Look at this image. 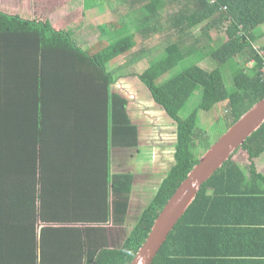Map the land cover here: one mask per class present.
I'll use <instances>...</instances> for the list:
<instances>
[{"label":"trees","instance_id":"16d2710c","mask_svg":"<svg viewBox=\"0 0 264 264\" xmlns=\"http://www.w3.org/2000/svg\"><path fill=\"white\" fill-rule=\"evenodd\" d=\"M84 3L87 10L95 6L104 9L105 4L119 5L116 11L121 14L118 20L121 27L113 30L109 23L100 27L101 35L108 36L110 44L99 53L89 55L70 32L56 29L49 19H24L0 11V54L10 52L6 38L25 33L30 36L34 51L42 55L67 50L90 58L106 90L111 91L119 77L109 69V63L134 49L131 31L144 39L166 32L163 53L150 56L144 47L135 54L134 63L148 60L147 67L130 76L147 87L153 100L176 124L175 163L160 182L152 201L140 215L129 217L134 176L131 172L110 176L107 157L102 163L104 172L98 178L94 164L90 165L92 170L83 172L66 165L64 158L56 161L45 155L42 139L31 142V156L22 152L19 157L10 149L7 138L0 137V264H130L172 195L200 161L195 155L200 145V131L196 129L200 113L210 114L217 105L227 104L220 121L231 128L264 98L259 71L264 58L256 49L264 39V0H84ZM19 24L23 27L19 28ZM260 48L264 51V44ZM208 59L215 60L217 67L203 68L201 64ZM184 62L190 66L174 73ZM252 62L255 66L249 69ZM234 64L237 66L232 67L231 89L223 69ZM170 74L169 79L158 83ZM198 90L199 100L188 117L183 118L181 114ZM39 97L42 98L41 93ZM104 103L109 104V120L115 125L117 144L139 147V129L129 116L128 98L110 92ZM4 122L9 120L0 119V128L8 136L10 123ZM241 150L249 155L248 168L236 163L233 157L203 184L153 264H172L174 258H179L176 239L185 229L211 226L216 220L214 209L223 201L220 199L264 198V174L256 165V160L264 155V125ZM46 159L53 162L48 164ZM84 173L92 175L84 177ZM99 179L101 185H96Z\"/></svg>","mask_w":264,"mask_h":264},{"label":"crops","instance_id":"0c3cea01","mask_svg":"<svg viewBox=\"0 0 264 264\" xmlns=\"http://www.w3.org/2000/svg\"><path fill=\"white\" fill-rule=\"evenodd\" d=\"M43 2L0 0V11L24 19H42L36 11L41 12ZM75 3L81 5L85 12L102 10L97 6L87 10L84 0H75ZM65 10L68 11V8ZM69 15L64 14L62 18L56 19L55 13H51L46 18L56 29L70 32L77 45L89 55L99 53L110 44L108 36L105 38L101 33L98 36L96 33H87L84 30L87 26L85 19L76 23ZM19 26L23 27L22 24ZM6 40L10 44V52L0 54V119L9 120L4 123H10V126L8 136L7 131L0 128V137L7 138L5 140L9 142L10 149L19 157L22 152L30 154L31 142L42 139L45 155L56 161L64 158L66 165L83 172L92 170L90 165L94 164L98 178L104 172L102 163L107 157L110 176L116 173L133 174L128 216L140 215L173 165L161 168V157L172 151H168L163 144L149 142L141 167H132V155L126 152L135 148L126 147L124 143L117 144L115 140V125L110 123L111 111L109 104L106 106L104 101L110 97V92L120 93L128 98V113L131 111L135 98L124 93L132 90L128 82L131 76L126 71L130 62L126 63L121 56L109 63V69L117 72L119 77V83L114 84L109 91L105 83L101 82L100 72L87 56L67 50L42 55L34 51L30 36L25 33ZM263 42L257 47H262ZM254 66L255 63H250L249 69ZM117 85L124 87L121 90L123 93L118 91ZM136 88V91H143L142 87ZM40 93L42 98L39 97ZM136 96L139 97V94ZM143 96L148 97L144 91ZM129 116L139 129L140 147L144 139L142 129L130 113ZM23 147L25 151H21ZM46 162L50 164L53 161L46 159ZM91 175L83 174L84 177ZM151 181L154 183L150 184ZM96 185H101L100 179ZM220 201L214 209L216 220L211 226L191 231L185 229L179 235L176 240L181 259L173 257L175 260L172 264H264V198L243 201L226 198Z\"/></svg>","mask_w":264,"mask_h":264},{"label":"rangeland","instance_id":"374dc122","mask_svg":"<svg viewBox=\"0 0 264 264\" xmlns=\"http://www.w3.org/2000/svg\"><path fill=\"white\" fill-rule=\"evenodd\" d=\"M79 2V1H78ZM106 6L104 9H102L100 12L98 11H83L81 8V5L77 6V3H75V0H44L42 4L41 12H37L36 14L38 17H41L42 19H47L46 17L51 15V13H55L54 18L59 19L64 16V14H70L69 16L72 17V20H75L76 23H79L82 20H86L87 26L85 27V31L87 33H96L98 36L101 33V28L98 29V27L103 26L105 23L112 24V29L116 30L120 28V24L118 23V20L121 17V14H119L116 9L119 7L118 4H105ZM114 7L115 9L111 8ZM110 7V8H109ZM68 8V11L65 9ZM65 10V11H64ZM122 11H124V8H121ZM61 11V12H60ZM64 11V12H63ZM34 12V11H33ZM85 12V13H84ZM63 13L62 16L60 14ZM83 13L85 14L83 16ZM165 24V22H164ZM264 29V27H263ZM132 34H134V43L135 47L132 51L127 53L126 55H123V59L126 61V63H129V67L126 71H128V75L132 72L137 71H144L147 67V61L144 60L142 62L137 61L134 63L136 57L135 54L142 50L144 47L148 50L150 56H160L164 48L167 44V37L168 34L166 32L158 33L157 35H154L151 39H144V37L140 36L139 33L131 31ZM86 35V34H85ZM264 39L261 41L263 42ZM264 43V42H263ZM153 50V51H152ZM190 65H187V62L183 63L181 67L176 70L174 73L182 72L185 68L187 69ZM201 66L203 68L212 70L217 67V63L213 59H208L206 62L202 63ZM237 66V64L227 66L225 69L226 73V82L229 88L234 87V80H233V69L232 67ZM253 69V68H251ZM173 73V74H174ZM171 76L166 75L164 78L158 81V83H161L163 81H166ZM129 87H132V90L124 91L125 95L128 97H132L135 100L132 101L134 105L131 108V111H129L130 115H132V119L134 122L137 121L139 123L142 134H143V141L139 148H136L129 153L132 155V161L131 165L132 167L139 166L141 167V163L145 161L146 157V148L149 142H156L158 144H163L170 153L169 155L161 157V168L164 166L171 167L175 163V148L177 144V126L176 124L167 116L164 109L159 106L154 100H152V96L150 91L147 89V87L142 84L139 79H136L135 77L131 76L129 77ZM119 83V82H118ZM117 83V84H118ZM136 87H142L143 91L147 93L148 97L143 96V91H136ZM123 86L117 85L118 91L123 93ZM136 94H139V97L136 96ZM199 90L195 92L192 99L188 102V105L184 109L181 116L183 118H187L188 115L192 112V109L195 107L197 101L199 100ZM225 106L227 104H219L217 105L213 111L209 113H200L199 117V124H198V131L200 138H199V144L198 150L196 152V156L200 159L205 155V153L209 150L211 146H213L223 135H225L231 128H229V124L226 122L220 121L221 115L225 114L223 111H225ZM150 118H154L151 119ZM208 148V149H207ZM204 152V154H203ZM234 161L236 163H239L244 168H248L250 165L249 155L247 152L241 150L234 156ZM256 165L258 170L262 173L264 172V155H262L260 158L256 160ZM154 182L151 181L150 184H153ZM158 184V183H157ZM156 192V191H155ZM155 192L153 194H155Z\"/></svg>","mask_w":264,"mask_h":264},{"label":"water","instance_id":"95a60500","mask_svg":"<svg viewBox=\"0 0 264 264\" xmlns=\"http://www.w3.org/2000/svg\"><path fill=\"white\" fill-rule=\"evenodd\" d=\"M264 125V98L223 135L190 171L160 213L130 264H153L176 225L196 200L203 184L225 166Z\"/></svg>","mask_w":264,"mask_h":264},{"label":"built area","instance_id":"2783aa9c","mask_svg":"<svg viewBox=\"0 0 264 264\" xmlns=\"http://www.w3.org/2000/svg\"><path fill=\"white\" fill-rule=\"evenodd\" d=\"M256 49L259 51L260 55L264 58V51L260 48L256 46ZM260 75H261V79L264 82V63L262 64V67L260 68Z\"/></svg>","mask_w":264,"mask_h":264}]
</instances>
